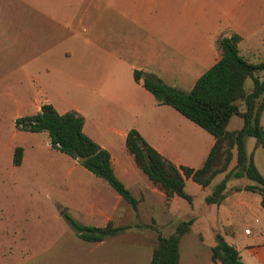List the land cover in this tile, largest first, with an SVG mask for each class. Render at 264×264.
<instances>
[{
  "label": "crops",
  "instance_id": "0c3cea01",
  "mask_svg": "<svg viewBox=\"0 0 264 264\" xmlns=\"http://www.w3.org/2000/svg\"><path fill=\"white\" fill-rule=\"evenodd\" d=\"M231 33L239 35V54L249 62L259 61L264 56V0H85L82 5L80 0H0V78L5 79L1 85L3 92L11 93L15 79H23L29 114L46 103L58 113L81 114L83 133L108 152L113 173L137 199L135 216L137 206H142L149 217H176L184 199L165 197L136 167L124 146L126 132L134 128L162 157L191 168L202 164L214 138L171 106L157 104L141 81L133 79L132 71L154 74L165 84L188 91L219 58L216 37ZM230 122L233 126L228 127ZM241 124L232 115L225 129ZM28 133L41 136L50 150L58 151L50 147L46 132ZM254 143L249 136L244 138L245 152L251 147L246 154L264 177V146ZM231 152L227 169L235 164V150ZM69 159L67 172L76 170L80 179L74 185L93 188L86 217L102 221L96 226L108 221L117 226L112 212L123 199L76 159ZM231 178L218 204L204 202L211 182L201 186L186 178L184 187L193 182L202 191L204 204L189 217H240L248 226L240 231L227 223L224 233L243 241L244 256L239 257L245 264H264V206L258 193L242 189L251 183L245 176L238 177L239 182ZM187 204L191 209L192 203ZM123 215L125 211L120 212ZM244 228L249 229L247 234ZM90 243L91 251L102 259L94 264H113L105 258L110 254L107 237Z\"/></svg>",
  "mask_w": 264,
  "mask_h": 264
},
{
  "label": "trees",
  "instance_id": "16d2710c",
  "mask_svg": "<svg viewBox=\"0 0 264 264\" xmlns=\"http://www.w3.org/2000/svg\"><path fill=\"white\" fill-rule=\"evenodd\" d=\"M238 40L239 35L235 33L216 37L219 58L188 91L167 85L154 74L132 71L133 79L141 81L142 87L157 104L171 106L214 138L202 164L191 168L174 165L148 145L134 128L127 130L124 138L126 151L136 167L167 198L175 195L190 204L191 197L183 189L186 178L206 186L217 173L224 172L222 179L204 197L206 204L221 202L229 178L245 176L251 183L245 184L242 189L258 193L260 204L264 206V177L244 148L247 136L254 138V147L264 146V128L259 121L264 108V56L257 62H249L239 54ZM246 78L251 80L248 89L243 87ZM239 103H242V108ZM232 115L238 116L242 124L238 129L227 131L225 127ZM13 124L16 130L46 132L50 147L76 159L83 168L107 183L133 211L136 210L137 199L113 173L108 152L83 133V116L77 111L58 113L46 103L33 114L15 118ZM232 149L235 150V164L227 170ZM21 157V146H15L11 164L19 165ZM192 221V218L179 220L166 236L157 232L151 241L149 264H179V240L189 230ZM68 222L75 235L85 241H100L129 227L115 226L110 221L102 227L82 225L72 219ZM210 260L212 264H245L236 249L218 233L214 235V243L210 247Z\"/></svg>",
  "mask_w": 264,
  "mask_h": 264
},
{
  "label": "rangeland",
  "instance_id": "374dc122",
  "mask_svg": "<svg viewBox=\"0 0 264 264\" xmlns=\"http://www.w3.org/2000/svg\"><path fill=\"white\" fill-rule=\"evenodd\" d=\"M80 2L82 5L85 0ZM81 34L86 33L81 31ZM4 80L0 78V264H94L101 261L91 251L90 241L77 237L68 222L72 219L82 225L95 226L102 223L101 220H93L94 217H86L91 209L88 202L92 199L88 197L93 188L83 186L84 189H78L74 185L80 179L76 170L67 172L70 159L66 154L50 150L41 136L14 128L13 121L17 115L31 112L27 106L29 94L23 88V79L18 78L11 93L3 92L1 84ZM250 85V78H246L243 87ZM239 105L241 108L242 103ZM232 119L237 118L234 116ZM261 124L264 128V109ZM231 126L232 122L228 127ZM249 139L255 141L253 137ZM35 142L37 144H33ZM19 145L24 147L25 153L19 165H12L13 148ZM250 149L246 147V152ZM256 160L260 167L258 158ZM223 173H217L210 185L221 180ZM231 181L241 180L231 178ZM184 190L192 196V208L183 200L176 217H149V210L142 206H137L138 214L135 216L136 212L121 200L112 212V221L129 227L107 236L110 254L105 255L106 261L148 264L151 241L156 233L166 236L179 220L188 218L194 221L178 245L182 264H211L213 232L239 248L241 253L238 255L244 256L243 241L234 240L229 233H224V226L233 223L242 231L248 225L243 224L240 217L222 214L218 217H189L204 206L202 191L196 189L191 181H187ZM92 211L95 212L96 207H92ZM121 211H125V215L120 216Z\"/></svg>",
  "mask_w": 264,
  "mask_h": 264
},
{
  "label": "built area",
  "instance_id": "2783aa9c",
  "mask_svg": "<svg viewBox=\"0 0 264 264\" xmlns=\"http://www.w3.org/2000/svg\"><path fill=\"white\" fill-rule=\"evenodd\" d=\"M243 232L247 234L249 232V229L248 228H244Z\"/></svg>",
  "mask_w": 264,
  "mask_h": 264
}]
</instances>
